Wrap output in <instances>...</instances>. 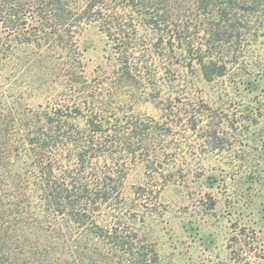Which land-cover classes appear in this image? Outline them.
I'll return each mask as SVG.
<instances>
[{
	"label": "trees",
	"instance_id": "trees-1",
	"mask_svg": "<svg viewBox=\"0 0 264 264\" xmlns=\"http://www.w3.org/2000/svg\"><path fill=\"white\" fill-rule=\"evenodd\" d=\"M90 25L113 65L92 80ZM259 33L264 0H0V264L155 261L115 211L129 164L157 170L172 126L131 112L150 102L183 123L179 67L225 77Z\"/></svg>",
	"mask_w": 264,
	"mask_h": 264
},
{
	"label": "rangeland",
	"instance_id": "rangeland-1",
	"mask_svg": "<svg viewBox=\"0 0 264 264\" xmlns=\"http://www.w3.org/2000/svg\"><path fill=\"white\" fill-rule=\"evenodd\" d=\"M78 41L88 46L89 80L100 68L112 70L107 39L95 25ZM244 49L228 74L213 82L202 79L197 66L179 67L186 82L174 107L195 118L164 121L150 102L131 112L172 126L157 170L143 161L129 164L115 211L136 216L139 243L157 253L147 264H264V35ZM26 100L34 105L44 99Z\"/></svg>",
	"mask_w": 264,
	"mask_h": 264
}]
</instances>
